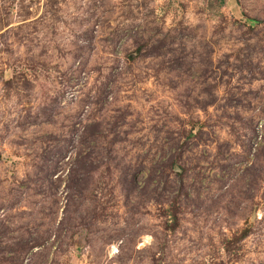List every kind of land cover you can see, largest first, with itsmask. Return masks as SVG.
<instances>
[{"label":"rangeland","instance_id":"rangeland-1","mask_svg":"<svg viewBox=\"0 0 264 264\" xmlns=\"http://www.w3.org/2000/svg\"><path fill=\"white\" fill-rule=\"evenodd\" d=\"M0 264H264V0H0Z\"/></svg>","mask_w":264,"mask_h":264}]
</instances>
